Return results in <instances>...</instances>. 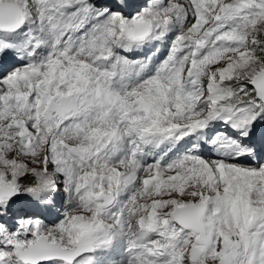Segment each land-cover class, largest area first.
Listing matches in <instances>:
<instances>
[{"label":"snow or ice","instance_id":"6c2138e0","mask_svg":"<svg viewBox=\"0 0 264 264\" xmlns=\"http://www.w3.org/2000/svg\"><path fill=\"white\" fill-rule=\"evenodd\" d=\"M0 264H264V0H0Z\"/></svg>","mask_w":264,"mask_h":264}]
</instances>
